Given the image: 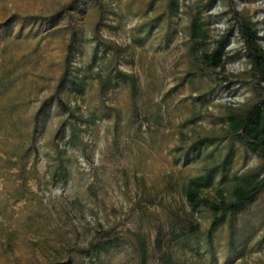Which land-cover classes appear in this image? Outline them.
Returning <instances> with one entry per match:
<instances>
[{"label": "rangeland", "instance_id": "1", "mask_svg": "<svg viewBox=\"0 0 264 264\" xmlns=\"http://www.w3.org/2000/svg\"><path fill=\"white\" fill-rule=\"evenodd\" d=\"M233 1L262 35L264 0ZM228 11L0 0V264H264V185L212 232L205 208L196 234L181 225L190 179L210 171L202 196L231 200L233 178L261 165L229 133L262 90ZM194 18L202 50L228 36L224 69L191 53Z\"/></svg>", "mask_w": 264, "mask_h": 264}, {"label": "trees", "instance_id": "2", "mask_svg": "<svg viewBox=\"0 0 264 264\" xmlns=\"http://www.w3.org/2000/svg\"><path fill=\"white\" fill-rule=\"evenodd\" d=\"M227 2L228 13L232 19L231 30L236 29L242 42L254 86L262 90L261 97L242 114L229 117V133L247 149L257 154L261 165L254 172L233 178L234 187L231 191V200H228L221 190L217 192L215 200L202 196V190L207 188L212 181L210 171L190 179L186 186L185 199L191 208V213L190 216L181 220L182 231L190 234H196L199 231L194 217V213L199 209L205 208L211 213L210 232H212L226 215L234 214L241 206L256 197L264 185V33L259 35V30L255 25L238 13L233 0H227ZM174 9H176L175 5ZM189 28L192 42L191 53L197 55L201 64L206 68L224 69V65L230 59L225 51L228 36L221 37L212 50H202L201 46L209 39L202 22L194 18ZM71 85L74 91L82 93V86L76 80H73ZM156 249L161 252L159 241L156 242ZM161 262L176 264L170 253H161Z\"/></svg>", "mask_w": 264, "mask_h": 264}]
</instances>
